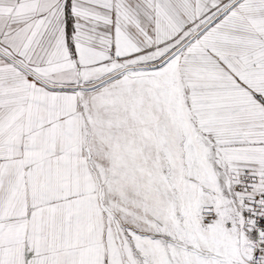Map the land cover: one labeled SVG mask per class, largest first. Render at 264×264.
I'll return each mask as SVG.
<instances>
[{
  "label": "snow or ice",
  "instance_id": "6c2138e0",
  "mask_svg": "<svg viewBox=\"0 0 264 264\" xmlns=\"http://www.w3.org/2000/svg\"><path fill=\"white\" fill-rule=\"evenodd\" d=\"M0 264H264V0H0Z\"/></svg>",
  "mask_w": 264,
  "mask_h": 264
}]
</instances>
